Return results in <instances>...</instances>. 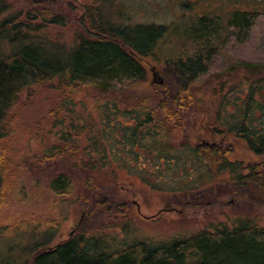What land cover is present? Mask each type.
<instances>
[{
    "label": "trees",
    "instance_id": "1",
    "mask_svg": "<svg viewBox=\"0 0 264 264\" xmlns=\"http://www.w3.org/2000/svg\"><path fill=\"white\" fill-rule=\"evenodd\" d=\"M66 1L32 0L33 9L22 16L0 0V127L22 92L32 87L48 86L69 95L89 89L117 95L123 84L146 78L143 57L165 63L160 49L170 33L168 29L112 23L103 17L100 3L105 0L85 6L77 21L82 30H78L74 44L66 50L60 48L62 43L50 37L49 29L67 26L68 18L53 10ZM222 20L221 16H197L181 30L180 36L188 46L182 58L168 61L181 83L169 99L166 94L168 101L161 98L148 109L147 100L142 99L139 110L121 108L117 102L107 104L111 114L121 112L123 118L128 116L134 121L124 125L128 141L125 146L145 150L152 156L150 174L159 175L154 179H168L165 174L178 173L180 177L173 179H195L198 186V182L203 185L226 177L232 187L226 192L231 195L250 189L264 199V13L235 10L226 23ZM248 47L253 52L245 56ZM224 53L233 62H226ZM241 72H245L241 79L247 88L244 96L242 86L230 84L232 77ZM233 94L234 98H229ZM214 96H219V104L211 108L210 99ZM230 105L235 106V112L229 109ZM181 122L182 127L186 124L198 130L199 135L202 133V138L242 140L261 161L245 166L229 159L231 146L209 148L203 142H192L189 136L184 137L179 149L155 139L170 125L176 128ZM89 134L84 167L98 172L111 167L106 147L110 145L104 141L106 132L92 128ZM61 140L64 146L56 147L50 159L62 157L67 148H76L66 135ZM93 152H98L102 164L93 161ZM143 168L140 165L138 170L145 179L147 172ZM8 171L0 148V206L9 187ZM72 186V179L63 173L51 182L56 195L67 194ZM189 187L182 186L174 194L194 193ZM126 223L129 225L128 220ZM0 243L2 264L5 260H12L13 264H264V225L255 218L162 244L135 242L113 252H108L105 243L94 237L71 238L45 248L49 246L47 239L18 249L17 244L12 245L0 234Z\"/></svg>",
    "mask_w": 264,
    "mask_h": 264
},
{
    "label": "rangeland",
    "instance_id": "2",
    "mask_svg": "<svg viewBox=\"0 0 264 264\" xmlns=\"http://www.w3.org/2000/svg\"><path fill=\"white\" fill-rule=\"evenodd\" d=\"M5 1L12 12L22 16L33 9L32 0ZM95 1L68 0L53 9L68 18L67 26L49 29L50 37L62 43L60 48L66 50L74 44L77 33L82 30L77 21L85 6ZM100 5L103 17L112 23L167 28L170 33L160 49L165 63L143 57L146 78L123 84L122 92L117 95L96 89L69 95L48 86H35L22 92L0 127V148L9 170V187L0 206L2 237L17 244L18 249L47 239L49 246L45 248L71 238L94 237L105 243L108 252H113L135 242L162 244L219 225L232 227L246 219L255 218L264 225V199L250 189H240L238 194L231 195L226 192L232 188L226 177L212 179L205 186L200 182L196 186L195 179H173L180 177L178 173L165 174L168 179H154L159 175L150 174L152 156L145 150L125 146L128 141L124 125H132L134 121L128 116L123 118L121 112L111 114V106L107 104L117 102L121 108L139 110L142 99L147 100L148 109L155 107L161 98L167 100L166 94L169 99L181 83L168 61L182 58L188 46L180 36L181 30L197 16H221L226 23L235 10L264 13V0H105ZM252 52L248 47L243 54ZM222 57L230 61L226 53ZM244 77L245 72H241L230 80L231 85L242 86L243 96L247 92L246 85L241 84ZM159 81L163 84L156 83ZM229 98H234V94ZM219 99V96L210 99V107L215 108ZM232 106L229 109L235 112ZM181 124L184 122L175 124L176 128L170 125L155 139L164 146L179 149L184 137L189 136L196 142L204 136ZM92 128L106 132L104 141L110 145L106 147L111 167H104L100 172L83 165L88 160L86 151ZM63 135L76 148H67L62 157L50 159L56 147L64 146ZM230 141L225 144L231 146V161L248 165L261 161L248 151L242 140ZM93 153H90L93 161L102 164L98 152ZM140 156L144 158L139 160ZM140 165L147 172L145 179L139 174ZM162 165L164 171L165 165ZM61 173L72 179L73 186L67 194L56 195L51 190V182ZM188 185L194 193L174 194ZM1 246L0 243V264ZM4 262L13 264L12 260Z\"/></svg>",
    "mask_w": 264,
    "mask_h": 264
},
{
    "label": "flooded vegetation",
    "instance_id": "3",
    "mask_svg": "<svg viewBox=\"0 0 264 264\" xmlns=\"http://www.w3.org/2000/svg\"><path fill=\"white\" fill-rule=\"evenodd\" d=\"M203 142V144L209 146V148H216L218 146H220L221 148H225L228 149L229 145L225 144V139L224 138H214V137H206V138H202V137H198V139L196 140V144ZM205 142V143H204ZM245 166L248 164H244Z\"/></svg>",
    "mask_w": 264,
    "mask_h": 264
},
{
    "label": "water",
    "instance_id": "4",
    "mask_svg": "<svg viewBox=\"0 0 264 264\" xmlns=\"http://www.w3.org/2000/svg\"><path fill=\"white\" fill-rule=\"evenodd\" d=\"M156 83H158L159 85H162L163 84V81H159V82H156Z\"/></svg>",
    "mask_w": 264,
    "mask_h": 264
}]
</instances>
